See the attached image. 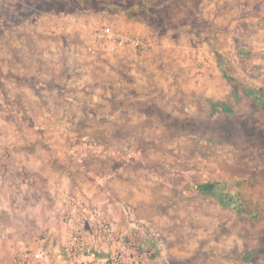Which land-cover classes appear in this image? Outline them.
<instances>
[{
    "label": "rangeland",
    "instance_id": "rangeland-1",
    "mask_svg": "<svg viewBox=\"0 0 264 264\" xmlns=\"http://www.w3.org/2000/svg\"><path fill=\"white\" fill-rule=\"evenodd\" d=\"M193 3L0 0V264L53 223L60 190L100 202L159 264H264V60L250 40L264 0H232V36L209 18L199 32ZM103 27L151 50L102 43Z\"/></svg>",
    "mask_w": 264,
    "mask_h": 264
},
{
    "label": "built area",
    "instance_id": "built-area-1",
    "mask_svg": "<svg viewBox=\"0 0 264 264\" xmlns=\"http://www.w3.org/2000/svg\"><path fill=\"white\" fill-rule=\"evenodd\" d=\"M102 43L114 40L120 49L147 53L150 45L132 33L113 34L103 27L97 36ZM53 223L23 248L13 264H159L156 244L122 230L100 202L84 194L60 190ZM60 218V219H59Z\"/></svg>",
    "mask_w": 264,
    "mask_h": 264
},
{
    "label": "crops",
    "instance_id": "crops-1",
    "mask_svg": "<svg viewBox=\"0 0 264 264\" xmlns=\"http://www.w3.org/2000/svg\"><path fill=\"white\" fill-rule=\"evenodd\" d=\"M204 1H205V3H209V4H208V6L202 8V5L205 4ZM245 1L246 0H242V6L243 7H246L244 5ZM193 2H194L193 5L196 6V8H198V12H199V16H198L199 19H198V17H196L197 14L194 16V19H193V24L195 26L199 25V22L201 20L204 21L205 19L209 18L208 21H209V24H210L211 27H213L215 29L218 28V27L224 29V31L221 33V35H226L225 34V32H226L225 30H227L229 32L228 33L229 36L236 35V33H241V31L243 32V30H241L239 32L238 31H234V29L232 27V26H235V28H236V26H239L238 24H234L232 22L233 21L232 0H224V2H227V4H228L227 9L224 12V19H225V21H228V22L231 21L230 22L231 25H227V24L226 25H222L223 20H222L221 16L216 18L215 12L217 13L218 10H220V9H218V5L216 4L217 0H215V1L214 0H210V1L209 0H201V1L193 0ZM247 9H248L247 10L248 12L251 11V8H247ZM220 12H221V10H220ZM208 13L210 14V16H209ZM257 16H260L259 20L263 21V22L261 24H259V25H257V23L255 25L252 24L253 26H255V29L257 30V33H256V35L253 34L250 37V40L253 39V38H257V37L260 38L259 39L260 40L259 41V46H261V49H259V50L262 52V57H261L262 59L261 60L263 61L264 60V7H261V12ZM210 17H212V18L210 19ZM227 19H230V21L227 20ZM242 20H244V19H241V21ZM246 22L245 23H241L240 25L244 24L246 28L252 27L251 25H248V22L247 23ZM258 26H260V27H258ZM197 28H199V32L203 30L201 28V24ZM238 28H240V26ZM240 29H242V28H240ZM203 34L205 35L204 39H207V37L209 38V35H208L207 31L203 32ZM215 34H216V32H215ZM214 42H216L215 39L212 40V41L209 40L208 44L209 43H214ZM214 54L216 55V52H214ZM262 64L264 66V63H262ZM262 77L264 78V76H262ZM263 84H264V82H263Z\"/></svg>",
    "mask_w": 264,
    "mask_h": 264
},
{
    "label": "trees",
    "instance_id": "trees-1",
    "mask_svg": "<svg viewBox=\"0 0 264 264\" xmlns=\"http://www.w3.org/2000/svg\"><path fill=\"white\" fill-rule=\"evenodd\" d=\"M218 186H219L218 183L214 181L213 182L208 181L197 185L196 191L198 194L204 197L214 196L218 193V189H219ZM221 198L224 204L235 207L238 213L240 214L251 212L249 208H251L254 204L253 201L247 198L245 199V198L229 197V196L224 197L223 195L221 196ZM254 216H256V213L254 214Z\"/></svg>",
    "mask_w": 264,
    "mask_h": 264
}]
</instances>
